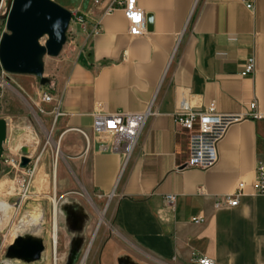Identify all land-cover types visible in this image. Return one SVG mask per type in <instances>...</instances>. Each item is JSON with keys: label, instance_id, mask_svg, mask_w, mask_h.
Wrapping results in <instances>:
<instances>
[{"label": "crops", "instance_id": "crops-1", "mask_svg": "<svg viewBox=\"0 0 264 264\" xmlns=\"http://www.w3.org/2000/svg\"><path fill=\"white\" fill-rule=\"evenodd\" d=\"M137 5L147 21L140 38L130 36L122 11L105 16L103 6L88 3L80 14L86 31L73 35V60L54 89L59 190L87 191L100 211L95 218L87 212L88 260L95 248L87 264H119L124 257L135 264H195L194 257L264 264V197L255 187L264 163V120L248 118L252 103L264 115V0H255L251 11L224 0ZM97 26L100 33L92 35ZM251 58L255 73L244 76ZM183 101L197 110L215 103L219 114L242 117L208 171L184 169L189 141L174 119ZM117 113H150L124 169L123 158L104 152L108 141L93 132L95 115ZM240 183L239 206L217 210L216 199ZM10 210L0 209V232ZM196 217L204 223L193 224Z\"/></svg>", "mask_w": 264, "mask_h": 264}, {"label": "rangeland", "instance_id": "rangeland-1", "mask_svg": "<svg viewBox=\"0 0 264 264\" xmlns=\"http://www.w3.org/2000/svg\"><path fill=\"white\" fill-rule=\"evenodd\" d=\"M7 1L4 0L1 6L0 18L7 12ZM53 1L71 14L75 11L81 14L84 13L86 6L92 0ZM77 31L81 33L82 27L74 25L59 57L45 58L44 77L50 80L47 86H42L40 80L32 76L6 74L0 66V120L3 119L8 124L7 143L4 146L0 179V209H11L12 214L5 229L0 232V264H52L54 252L60 258L61 264H66L72 236L68 233L65 225L61 223V205L77 202L85 207L91 217L98 216L99 209L96 206V201L87 191L75 189L73 186L64 191L59 190V179L54 171L57 161L54 145L56 135H52L56 103L43 101L45 95L54 99L55 84L68 72L76 47L73 35ZM6 32V21L0 19V40ZM46 40L47 38L42 40L43 45ZM30 132L35 135V138H30L33 141V152L31 151L29 155L31 164L29 169L23 170L20 168L23 156L21 141L28 140L27 134ZM48 133L51 134V141H49ZM34 207L41 212L38 216L40 219L37 223H27L30 234L25 240L33 238L43 242L45 261L42 262L21 261L10 257L11 248L15 245L16 239L21 237L19 229L24 215ZM55 207L58 210L57 251L53 246ZM99 215L102 219L103 214ZM93 232L94 224L90 225L87 231L88 236H91ZM89 242L90 237H88L87 245ZM94 251L95 248L88 263L91 262Z\"/></svg>", "mask_w": 264, "mask_h": 264}, {"label": "built area", "instance_id": "built-area-1", "mask_svg": "<svg viewBox=\"0 0 264 264\" xmlns=\"http://www.w3.org/2000/svg\"><path fill=\"white\" fill-rule=\"evenodd\" d=\"M96 8L103 6V15L111 16L117 11H122L128 23V30L131 37L140 38L147 34V21L145 13L138 7L137 0H92ZM231 3H241L246 9H254L255 0H224ZM79 25L86 31L85 16L78 11L72 13V22L68 32L71 34L73 26ZM100 28H94L92 35L100 33ZM256 62L251 58L245 65L243 75L250 76L255 73ZM45 103H51L54 99L48 95L43 97ZM150 117V113L128 114L117 113L114 115L99 114L94 117L93 132L105 138L104 152L119 155L123 158V169L130 161L139 141L144 127ZM248 118L253 121L264 120V115L258 111L256 103L249 105ZM176 125L187 135L189 141L188 161L184 169L208 171L218 163V145L225 137L228 129L242 120L236 115H221L218 113L215 103H211L204 110H197L190 107L185 101L181 103L180 109L174 115ZM3 159V157H2ZM3 164V162H2ZM29 169H23L27 170ZM256 192L258 196L264 197V163H259L256 169ZM245 183H240L236 190L230 194L216 199L215 208L233 209L239 206L244 196ZM167 202L173 204L175 197H166ZM192 223L200 225L204 223L202 217L192 219ZM90 244L85 246L76 264H87ZM195 264H214L213 261L194 257ZM52 264H61V260L54 252Z\"/></svg>", "mask_w": 264, "mask_h": 264}, {"label": "water", "instance_id": "water-1", "mask_svg": "<svg viewBox=\"0 0 264 264\" xmlns=\"http://www.w3.org/2000/svg\"><path fill=\"white\" fill-rule=\"evenodd\" d=\"M4 0H0V9ZM6 21L7 32L0 40V66L4 73L16 76H32L47 86L50 80L44 77L45 58H57L67 44L72 14L53 0H8L7 12L0 18ZM152 28V17H148ZM47 38L45 45L42 40ZM8 124L0 120V179L2 157L7 143ZM20 168L31 164L30 152L21 150ZM60 220L72 236L66 264H76L86 243L85 233L90 222L86 209L79 203H65L60 207ZM44 245L41 240L17 238L11 248V256L21 261H41ZM119 264H135L129 258H121Z\"/></svg>", "mask_w": 264, "mask_h": 264}, {"label": "bare ground", "instance_id": "bare-ground-1", "mask_svg": "<svg viewBox=\"0 0 264 264\" xmlns=\"http://www.w3.org/2000/svg\"><path fill=\"white\" fill-rule=\"evenodd\" d=\"M3 5V4H2ZM32 138H35V135L33 133H28L27 134V139L28 140H22L21 143H23L22 145V148H27L29 150V152H33V141L31 140ZM48 138H49V141H51V134L48 133ZM21 145V144H20ZM21 147V146H20ZM45 188V187H44ZM30 209V208H29ZM57 208L55 207V212H54V235H53V246H54V250L57 251V247H58V212H57ZM41 212H39V209L38 208H31L29 211L26 212V214L24 215V218L21 222V227H20V235L21 237L20 238H25L28 237V235L30 234L29 233V229L27 228V223L28 222H32V223H37V221L40 219L39 214ZM35 226V224H34ZM33 235V234H32ZM29 239H32V240H35L33 238H29ZM15 263V262H14Z\"/></svg>", "mask_w": 264, "mask_h": 264}]
</instances>
